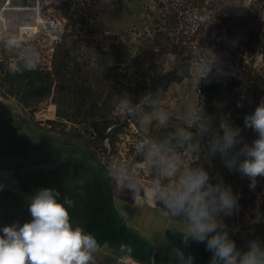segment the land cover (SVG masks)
<instances>
[{
  "label": "rangeland",
  "instance_id": "1",
  "mask_svg": "<svg viewBox=\"0 0 264 264\" xmlns=\"http://www.w3.org/2000/svg\"><path fill=\"white\" fill-rule=\"evenodd\" d=\"M175 11L177 17H167ZM12 37L20 50L6 48ZM203 48L221 57L228 74L201 81L198 98L190 66ZM33 49L40 54L39 78L11 74L7 65ZM160 89L173 118L167 128L153 124L152 136H169L190 98L216 126L228 117L245 141L255 140L244 117L264 98V0H0V134H24V163L41 144L52 143L86 151L104 166L126 159L142 171L134 150L141 133L114 111L112 100L122 92L134 97V90L144 95ZM209 172L239 194L238 211L225 218L233 238L264 241V178L250 189L248 178L230 172L219 155ZM141 180L147 183L146 173ZM110 187L115 205L126 204V192ZM27 205L16 197L0 209V227L30 220Z\"/></svg>",
  "mask_w": 264,
  "mask_h": 264
},
{
  "label": "clouds",
  "instance_id": "2",
  "mask_svg": "<svg viewBox=\"0 0 264 264\" xmlns=\"http://www.w3.org/2000/svg\"><path fill=\"white\" fill-rule=\"evenodd\" d=\"M5 46L10 51L22 47L15 37ZM203 49L190 66L198 76L195 83L198 98L201 81L210 82L214 73L228 74L221 57L212 48ZM19 55V62L7 65L11 74L38 67L40 54L36 50ZM162 96L160 89L138 100L127 92L113 97L114 111L134 122L141 133L134 150L138 156L136 163L142 164L143 169L136 170L126 159H112L105 165L110 185L129 193L134 201L150 193L152 201L168 215L183 221L181 244L166 253L169 264H193L194 257L186 252L190 241L205 244L211 253L209 264H264V241L258 237L250 239L240 248L229 235L224 220L238 211L239 194H234L218 174L212 177L209 172L212 159L219 155L230 172L248 178L250 189H255L258 178H264V98L254 112L244 117V128L257 134L248 143L241 136V128L233 126L228 117L220 118L216 126L215 118L205 112L204 106L190 98L184 99L179 113L181 122L170 135L152 136L153 124L167 128L173 118L163 105ZM145 173L147 183H142ZM27 199L31 219L0 227V264H97L101 248L109 245L105 242L102 246L84 226L73 224L69 211L74 206L72 199L47 187L37 189ZM118 247L124 254L122 260L131 259L130 245L121 243Z\"/></svg>",
  "mask_w": 264,
  "mask_h": 264
},
{
  "label": "crops",
  "instance_id": "3",
  "mask_svg": "<svg viewBox=\"0 0 264 264\" xmlns=\"http://www.w3.org/2000/svg\"><path fill=\"white\" fill-rule=\"evenodd\" d=\"M23 136V133L19 137L0 134V187L26 204L28 196L45 187L55 188L62 197L72 199L74 206L69 211L73 224L84 226L102 246L105 242L109 245L101 248L97 264H120L124 255L119 251L121 243L132 247L131 259L143 264H153V261L169 264L166 253L181 244V233L185 231L180 218L157 209L147 195L133 203L116 206L97 164L86 153L70 152L64 145L41 144L30 163H24ZM37 169L40 171L31 173ZM15 170L20 176L31 174L21 181ZM224 222L229 228L227 221ZM229 235L234 240L230 230ZM236 244L244 248L246 242ZM186 252L194 257L193 264H209L211 253L204 243L190 241Z\"/></svg>",
  "mask_w": 264,
  "mask_h": 264
},
{
  "label": "trees",
  "instance_id": "4",
  "mask_svg": "<svg viewBox=\"0 0 264 264\" xmlns=\"http://www.w3.org/2000/svg\"><path fill=\"white\" fill-rule=\"evenodd\" d=\"M176 13H177V12L175 11V12H173L171 15H167V17H174V16L177 17V14H176ZM159 34H162L161 31H160ZM161 37H164V36L161 35ZM166 44H167V43H166ZM166 44H165V45H166ZM165 45L162 44V43H159V47L162 46L163 48H167ZM155 46H157V43H155V45L153 44L152 47H153V48H156ZM167 46H170V47H169L170 49H176V46L173 45V44L170 43V42L167 44ZM20 74H22L24 77L34 76V78H35L36 80H37V78H39V77L37 76V75H39L37 69L32 70V71H27V72H21ZM133 93H134V94H133V95H134V98H135L136 100H138V99L142 96L141 94L137 93L136 90H134ZM76 152H78V153H86V154L91 158V160H92L95 164H97V166L99 167V174L102 175V176L105 178V180H106L107 190H108L109 194L111 195V197H113V196H112V193H111L110 183H109V180L107 179V176H106L105 166L102 165V164H101V163L95 158V156H93L92 154H90V153H88V152H86V151H76ZM38 171H40V170L37 169V170H34V171L31 172V173L38 172ZM31 173H26L25 175L20 176V175L18 174V171L15 170V174H16L17 178H18L19 180H21V181L25 180V179L27 178V176L30 175ZM141 198H145V193H144V195H143ZM15 199H16V196H15L11 191L6 190V189H3L2 187H0V209H3V208H5V207H7L8 203H10V201H14ZM123 201H125V202H127V203H133V202H134V200L131 198V195H130L129 193H127V192H126V195H125ZM0 223H1V221H0ZM234 240H235L236 243H238V241H237L236 239H234Z\"/></svg>",
  "mask_w": 264,
  "mask_h": 264
},
{
  "label": "built area",
  "instance_id": "5",
  "mask_svg": "<svg viewBox=\"0 0 264 264\" xmlns=\"http://www.w3.org/2000/svg\"><path fill=\"white\" fill-rule=\"evenodd\" d=\"M133 262H138V264H143L142 262L137 261L135 259H128V260H122V259H120L119 260V263L120 264H133Z\"/></svg>",
  "mask_w": 264,
  "mask_h": 264
},
{
  "label": "water",
  "instance_id": "6",
  "mask_svg": "<svg viewBox=\"0 0 264 264\" xmlns=\"http://www.w3.org/2000/svg\"><path fill=\"white\" fill-rule=\"evenodd\" d=\"M112 129H113V128H111V129H110V130H109V131L106 133V135H105V137H106V138H108V137H109V135H110V133H111Z\"/></svg>",
  "mask_w": 264,
  "mask_h": 264
}]
</instances>
